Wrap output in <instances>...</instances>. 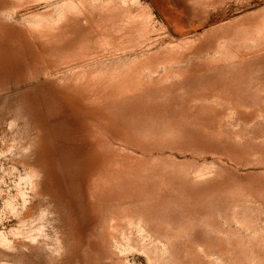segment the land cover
Returning <instances> with one entry per match:
<instances>
[{
	"label": "rangeland",
	"instance_id": "1",
	"mask_svg": "<svg viewBox=\"0 0 264 264\" xmlns=\"http://www.w3.org/2000/svg\"><path fill=\"white\" fill-rule=\"evenodd\" d=\"M0 264H264V0H0Z\"/></svg>",
	"mask_w": 264,
	"mask_h": 264
}]
</instances>
